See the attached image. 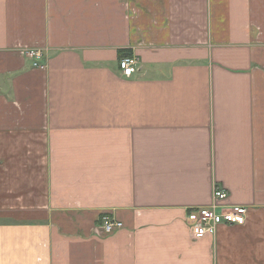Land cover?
I'll return each instance as SVG.
<instances>
[{
	"label": "crops",
	"instance_id": "crops-1",
	"mask_svg": "<svg viewBox=\"0 0 264 264\" xmlns=\"http://www.w3.org/2000/svg\"><path fill=\"white\" fill-rule=\"evenodd\" d=\"M0 264H264V0H0Z\"/></svg>",
	"mask_w": 264,
	"mask_h": 264
},
{
	"label": "built area",
	"instance_id": "built-area-1",
	"mask_svg": "<svg viewBox=\"0 0 264 264\" xmlns=\"http://www.w3.org/2000/svg\"><path fill=\"white\" fill-rule=\"evenodd\" d=\"M30 57L40 60L42 53L38 50H30ZM39 67V62H35ZM122 75L133 77L140 71L139 59L132 55L119 61ZM229 196L224 189L214 188L212 204L210 207H197L187 211L186 221L195 239L212 237L220 226H244L248 219L249 209L246 206H231L226 202ZM124 228L123 223L109 217H103L99 224V230L104 235H112Z\"/></svg>",
	"mask_w": 264,
	"mask_h": 264
},
{
	"label": "trees",
	"instance_id": "trees-1",
	"mask_svg": "<svg viewBox=\"0 0 264 264\" xmlns=\"http://www.w3.org/2000/svg\"><path fill=\"white\" fill-rule=\"evenodd\" d=\"M126 56H132L131 52H128L127 50H120L119 52V58L122 59Z\"/></svg>",
	"mask_w": 264,
	"mask_h": 264
},
{
	"label": "rangeland",
	"instance_id": "rangeland-1",
	"mask_svg": "<svg viewBox=\"0 0 264 264\" xmlns=\"http://www.w3.org/2000/svg\"><path fill=\"white\" fill-rule=\"evenodd\" d=\"M100 222H101V220H100ZM100 222H99V224H100ZM99 224H98V225H99Z\"/></svg>",
	"mask_w": 264,
	"mask_h": 264
}]
</instances>
